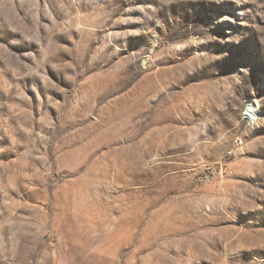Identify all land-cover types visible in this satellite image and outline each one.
<instances>
[{"label": "rangeland", "instance_id": "374dc122", "mask_svg": "<svg viewBox=\"0 0 264 264\" xmlns=\"http://www.w3.org/2000/svg\"><path fill=\"white\" fill-rule=\"evenodd\" d=\"M0 264H264V0H0Z\"/></svg>", "mask_w": 264, "mask_h": 264}]
</instances>
